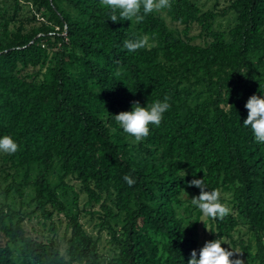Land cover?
Returning <instances> with one entry per match:
<instances>
[{
  "label": "trees",
  "instance_id": "1",
  "mask_svg": "<svg viewBox=\"0 0 264 264\" xmlns=\"http://www.w3.org/2000/svg\"><path fill=\"white\" fill-rule=\"evenodd\" d=\"M22 1L41 20L0 38V137L18 144L1 161L18 193V173L29 183L38 169L26 217L55 233L52 217L62 214L64 247L0 210V264H187L192 249L199 254L200 221L210 240L237 245L244 264H264V143L243 125L248 97L264 96V0H231L222 11L236 17L227 31L213 27L217 12L197 0H170L141 22H112L100 0ZM144 36L151 47H123ZM165 96L171 107L139 142L114 119L134 101L147 106ZM56 168L61 194L50 179ZM200 178L221 203L230 194L222 220H201L182 199L199 193L188 181ZM67 188L74 203L84 195L85 222L62 198ZM120 216L117 230L110 221ZM240 223L254 250L234 238ZM103 232L109 253L100 247Z\"/></svg>",
  "mask_w": 264,
  "mask_h": 264
},
{
  "label": "clouds",
  "instance_id": "2",
  "mask_svg": "<svg viewBox=\"0 0 264 264\" xmlns=\"http://www.w3.org/2000/svg\"><path fill=\"white\" fill-rule=\"evenodd\" d=\"M100 3L110 9L109 19L112 22H141L147 14L171 7L170 0H100ZM123 47L129 52H135L151 45L149 38L144 36L124 40ZM168 99L165 96L163 101L156 100L147 106H141L138 101H134L130 111H120L114 115V119L124 133L139 142L149 135L150 124L157 127L161 124L163 114L171 107ZM244 106L247 109V117L243 125L250 127L256 142L264 143V96L252 94ZM17 151L18 144L10 136L0 137V152L13 154ZM123 179L129 186L135 183L127 174ZM188 184L200 190L198 195L191 198V204L205 217L222 220L230 213V208L220 202V192L215 189L209 191L203 178L192 179ZM222 243L224 242L219 239L206 240L199 248L198 256L196 249L191 250L187 264H244V261L235 255L237 252L222 247Z\"/></svg>",
  "mask_w": 264,
  "mask_h": 264
},
{
  "label": "rangeland",
  "instance_id": "3",
  "mask_svg": "<svg viewBox=\"0 0 264 264\" xmlns=\"http://www.w3.org/2000/svg\"><path fill=\"white\" fill-rule=\"evenodd\" d=\"M231 0H197L198 4L204 9H212L217 12V16L214 21V28L217 30H223L227 31L229 28H231L235 24V14L231 10H227L226 12H222L223 8H225ZM19 5H15V0H0V38L3 39L5 37L4 32L14 30L15 28L19 27L23 31L31 29L33 26H36L39 20H41L39 14L34 13L29 7L24 5V2L22 0H18ZM35 16L33 18L32 16ZM6 25V26H4ZM193 33V32H192ZM194 33L196 31L194 30ZM195 41L199 42L200 39L196 38ZM1 155L2 152H0V210H3L7 214H9L13 220H22L24 223V226L27 228L29 232H31L33 235L35 234L34 231H31L32 228H35L37 230V234L42 236H50L53 237L54 241L59 245V247L62 249L64 247V240H63V229L65 226L66 218L62 214L54 213L52 220L59 224L58 230L55 233H52L48 231L47 226H43L41 224V221H38V218H31L28 219L26 217V213L30 208H28L26 205V202H28L32 196V188H31V181L34 175L37 172V168L33 166L29 173V183H26L24 179L26 177L24 176L23 172H19L18 175L15 177L16 184H19V187L21 188V193H18L14 187L11 186L12 184V178L11 177H5V170L6 166L3 165L1 161ZM59 170L56 168L54 172L50 174V179L53 185L56 186V190L58 193H62L61 183L59 181ZM71 184L75 185V187H78L77 181H68ZM11 186V187H9ZM77 189V188H76ZM199 193H194L191 196L183 195L182 199H187L191 202V198L195 195H198ZM83 194H79L77 203H74L75 195L74 192L67 188L66 194L62 195V198L64 199L65 203L69 206L71 212L77 213V215L80 217L82 222H85L87 219V216H83ZM223 204L229 206L231 205V198L230 194H222ZM98 207L95 206L94 210H96ZM196 208V207H194ZM194 208L191 210V219L195 216ZM91 210V209H90ZM180 212L181 209H179ZM201 220H206V217L202 215ZM121 221L122 217L120 216L116 220H111L110 223L114 228L117 230H120L121 228ZM188 219L185 218V222H187ZM49 224V221H47ZM46 223V225H47ZM237 228H239L237 231L234 232V238L240 239L245 238L247 240L251 241L252 249L254 250V241L253 237L251 235V232L247 230L246 226L243 223H240ZM87 230L93 232L96 234V231L92 229L91 226L87 225ZM209 227L206 225L205 227L201 224V221L198 224V244L202 246L206 240H210L209 235ZM109 236L105 232L102 233V239L100 247L103 248L102 252L109 253ZM224 242L223 244L226 246L225 248H230L231 250L237 252L235 254L240 259H242L239 255V248L237 245L235 248L231 247L228 240L223 238L221 240ZM105 257L106 255L103 254Z\"/></svg>",
  "mask_w": 264,
  "mask_h": 264
}]
</instances>
